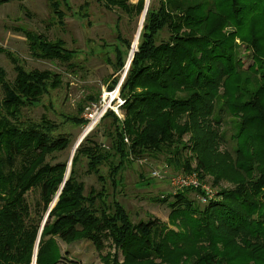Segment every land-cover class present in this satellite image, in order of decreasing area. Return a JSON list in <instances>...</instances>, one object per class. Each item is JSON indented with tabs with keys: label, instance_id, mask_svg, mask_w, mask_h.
Here are the masks:
<instances>
[{
	"label": "trees",
	"instance_id": "trees-1",
	"mask_svg": "<svg viewBox=\"0 0 264 264\" xmlns=\"http://www.w3.org/2000/svg\"><path fill=\"white\" fill-rule=\"evenodd\" d=\"M104 1L108 7L124 0ZM49 6H53L51 1ZM261 18L264 0H158L156 7L147 9L137 50L120 89L125 99L124 118L108 111L97 125L111 120L105 133L111 142L108 150L95 141L84 146L88 136L76 149L70 176L40 234L35 264H84L63 254L56 240L59 237L71 243L80 231L98 247L97 233L105 235L108 230L118 247L128 246L134 229L147 233L150 245L151 237L170 242V238L157 235L156 219L134 223L118 204L111 218H105L116 222L102 224L99 214H92L98 209L91 199L82 196L84 182L77 177L75 163L79 153L90 158V165L93 159L100 164L107 162L111 153L117 155L119 161L109 166L114 182L130 157L162 155L166 167L174 172H192L186 151L173 146L174 137L184 133L196 138L194 170L199 177L210 176L213 185L227 183L231 187L223 192L225 202L213 199L203 210L198 209L199 215L214 217L211 222L204 224L191 213H180L181 227L187 236L198 237V242L209 249L206 264H264V72L252 66L244 68L235 43L236 39L246 41L264 56ZM165 29L177 31L169 34L171 45L156 44ZM23 33L36 59L64 62L72 57L61 39L52 41L43 33ZM5 54L14 65L16 77L9 81L0 68V264H33L41 222L63 182L66 166L63 162L52 165L46 158L66 149L70 138L59 132V124L46 112L39 120L24 115V109L42 104L44 96L62 86L59 73L26 70L13 53ZM119 64L115 63L117 67ZM117 82L118 78L108 88ZM98 98L97 94L88 95L78 104V115L63 116V123L86 124L81 114ZM250 100L253 107L248 104ZM233 111L242 119L234 136L236 144L231 150L222 149L220 125L223 116ZM35 188L40 189L35 202L39 219L32 217L26 198ZM173 206L197 211L181 199L174 200ZM185 238H178L179 247L185 246Z\"/></svg>",
	"mask_w": 264,
	"mask_h": 264
},
{
	"label": "rangeland",
	"instance_id": "rangeland-1",
	"mask_svg": "<svg viewBox=\"0 0 264 264\" xmlns=\"http://www.w3.org/2000/svg\"><path fill=\"white\" fill-rule=\"evenodd\" d=\"M50 1L53 5L51 8ZM145 4V0H124L122 4H110L106 7L104 0H0V68L5 71V77L12 82L16 77L14 65L5 54L8 51L21 60L20 64L26 70L50 69L59 73V78L62 80V86L44 96L42 104L24 109L25 117L32 120H39L46 112L53 122L59 124V132L69 135L68 147L62 151L50 153L52 155L46 158V161L52 165L57 162L66 164L62 180L67 172L72 147L85 127V124L63 123V116H77L78 104L88 95L97 94L98 96L103 87L110 86L117 78L120 79L134 45ZM157 5L158 0H149L148 8ZM258 22L261 27H264V18ZM247 28L248 25L244 30ZM23 31L43 33L52 41L61 39L64 42V50L72 57L64 62L34 58L30 52L33 46H30L31 43ZM171 32L177 33L175 30L167 29L160 32L156 44L171 45L169 35ZM182 33L183 31H178V34ZM138 43L139 39L137 46ZM235 43L236 54L244 68L252 66L256 71L264 72V56L256 53L253 46L246 41L236 39ZM118 61L120 64L117 67ZM129 69L130 65L126 69L127 73ZM1 78L0 75V81ZM135 91L138 92L136 89ZM122 99L125 102L123 97ZM253 103V100H250L248 104L252 106ZM236 114L233 111L231 114L224 115L223 120L221 119L219 132L224 138L221 143L222 149L231 150L235 147L234 136L237 135L242 123V119ZM81 116L83 117V114ZM110 121L107 118L98 127L93 128L86 135L88 139L84 142V146H91L92 141H95L108 150L111 142L105 133ZM109 131H111L110 128ZM195 142L194 134L184 133L174 137L173 146L186 151V158L191 161L192 172L198 174V170H194L196 169L195 159H198V148L195 147ZM82 154L84 153L78 154L79 159L75 163L77 177L84 182L82 196L85 199H91L98 209L97 213H92L93 216L99 214L102 224L115 223L116 219L107 222L105 218H111L118 204V207L129 214L134 223L156 219L159 223L157 235L170 238V242L161 243L162 241H156L151 237L153 244L150 245L147 243L148 234L134 229L128 246L118 247L108 236L110 232L108 230L105 235L97 233V242L101 243L98 247L90 236L80 231L79 236L71 243L56 237L63 254L78 259L84 264H172L170 263L172 261L176 262L173 264L207 263L209 249L201 245L202 242H198V237L187 236L186 230L180 225L182 220L180 213H184L185 216L191 213L197 220L199 217L204 224L211 222L214 217L206 218L198 214V209L203 210L207 205L197 202L193 191L174 188L171 185L168 176L175 172L166 167L164 156H146L141 159L130 157V161L125 162L114 182L109 177V166L119 161L117 155L111 153L108 161L100 164H95L93 159L94 163L90 165L88 164L90 158ZM71 169L72 165L70 173ZM153 169L160 171L162 177H152ZM94 170L97 173H94ZM99 175L102 178H99ZM201 180L211 187L216 202H225L223 192L231 186L227 183L213 185L210 176ZM39 196V188L32 189L26 194L34 219L38 218L35 202ZM177 199H181L182 203H190L191 207L197 211L192 212L185 206L174 207V200ZM262 211L264 212V208ZM59 212L60 210L56 214ZM178 238H185L184 247H179Z\"/></svg>",
	"mask_w": 264,
	"mask_h": 264
},
{
	"label": "built area",
	"instance_id": "built-area-1",
	"mask_svg": "<svg viewBox=\"0 0 264 264\" xmlns=\"http://www.w3.org/2000/svg\"><path fill=\"white\" fill-rule=\"evenodd\" d=\"M126 73L127 70L125 69L115 87L112 89L103 87L99 98L96 101L89 102L85 106L83 113V118L86 120L85 127L93 124L92 129L95 128L108 111L114 112L119 119L124 118L122 109L124 101L120 95V89ZM124 141L128 142V138L125 137ZM151 176L161 178L162 174L157 169H153ZM168 179L174 188L191 189L195 193L197 202L200 204L208 205L214 199L213 190L207 183L201 180L197 172H175L171 176H168Z\"/></svg>",
	"mask_w": 264,
	"mask_h": 264
},
{
	"label": "water",
	"instance_id": "water-1",
	"mask_svg": "<svg viewBox=\"0 0 264 264\" xmlns=\"http://www.w3.org/2000/svg\"><path fill=\"white\" fill-rule=\"evenodd\" d=\"M141 29H142V26H141L140 31H139V34H138V39H139V35H140V32H141ZM136 50H137V49H136ZM129 56H130V55H129ZM128 60H129V61H128V66H129L130 63H131V61H132V57H131L130 59L128 58ZM126 69H127V68H126ZM86 135H87V134L83 135V136L79 139V141H78L76 144L73 145V150H72V153H71V156H70V160H69V163H68V167H71V163H72L73 155H74L76 149L78 148V146H79L80 143L83 141V139L85 138ZM69 174H70V170L68 171V168H67V172H66L65 177H64V179H63V182H62V184H61V186H60V189H59V191L57 192L56 196L54 197L53 201L50 203L49 208L47 209V211H46V213H45V215H44V218H43V220H42V222H41L40 230H39L38 237H37V240H36V246H35L34 261H33V263H35L36 253H37V245H38V242H39V238H40V234H41V232H42V229H43V227H44V225H45V223H46V221H47V219H48V217H49V213H50V211L52 210V208L55 206L56 202L58 201L59 195H60V193H61V189H62V187H63L65 181L68 179Z\"/></svg>",
	"mask_w": 264,
	"mask_h": 264
},
{
	"label": "bare ground",
	"instance_id": "bare-ground-1",
	"mask_svg": "<svg viewBox=\"0 0 264 264\" xmlns=\"http://www.w3.org/2000/svg\"><path fill=\"white\" fill-rule=\"evenodd\" d=\"M145 1H146V4H145V7H144V13L141 15V18H140L139 26H138V29H137V32H136V35H135V39H134V45L132 46L129 59L131 57L133 58V54H134V51H135V48H136V45H137V42H138V34H139L141 26L143 25L145 14H146V11H147L148 6H149V0H145ZM128 61H127V64L125 66V69L128 67ZM92 127H93V124H90L89 126L84 127L83 131L80 133V135L78 136V138L76 139L74 144H76L83 135L89 133L92 130ZM72 150H73V147H72ZM69 170H70V167H68V171Z\"/></svg>",
	"mask_w": 264,
	"mask_h": 264
}]
</instances>
